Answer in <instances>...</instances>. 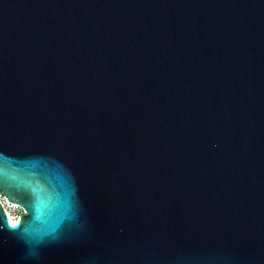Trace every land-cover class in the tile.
<instances>
[{"label":"water","instance_id":"95a60500","mask_svg":"<svg viewBox=\"0 0 264 264\" xmlns=\"http://www.w3.org/2000/svg\"><path fill=\"white\" fill-rule=\"evenodd\" d=\"M0 264H264V0H0Z\"/></svg>","mask_w":264,"mask_h":264},{"label":"built area","instance_id":"2783aa9c","mask_svg":"<svg viewBox=\"0 0 264 264\" xmlns=\"http://www.w3.org/2000/svg\"><path fill=\"white\" fill-rule=\"evenodd\" d=\"M6 197L0 192V204L7 216V218H10V220L15 223L19 217H21L24 212L23 210L14 204L8 203L5 201Z\"/></svg>","mask_w":264,"mask_h":264},{"label":"bare ground","instance_id":"6f19581e","mask_svg":"<svg viewBox=\"0 0 264 264\" xmlns=\"http://www.w3.org/2000/svg\"><path fill=\"white\" fill-rule=\"evenodd\" d=\"M9 219V222L13 225L14 223L10 220V218H8Z\"/></svg>","mask_w":264,"mask_h":264}]
</instances>
